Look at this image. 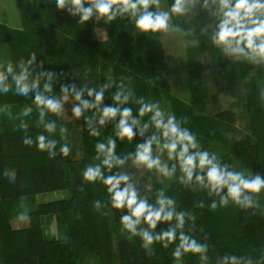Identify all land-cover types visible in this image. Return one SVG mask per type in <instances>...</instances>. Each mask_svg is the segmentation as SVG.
Listing matches in <instances>:
<instances>
[{
	"label": "trees",
	"instance_id": "16d2710c",
	"mask_svg": "<svg viewBox=\"0 0 264 264\" xmlns=\"http://www.w3.org/2000/svg\"><path fill=\"white\" fill-rule=\"evenodd\" d=\"M19 1L24 26L15 29L0 25V43L8 46L13 64L21 59L27 63L35 55L37 64L42 63L45 70L58 74L59 80H54L53 91L48 95L60 98L61 84L75 83L80 88L91 82L98 88L107 82L110 72L114 86L105 91L101 107L113 106L115 84L124 77L135 98L143 96L159 102L165 111L168 103L177 118H187L183 126L196 133L199 142L220 144L227 153L222 159L224 163L234 168L230 157L234 156L253 175L264 174V103L259 95L264 70L228 60L206 38H201L199 47H186L192 94V101L187 104L170 93L160 34L136 33L128 18H118L110 24L102 20L81 24L67 9L57 10L55 1L52 4L46 0ZM172 3L173 0H168L169 6ZM207 22L206 13L190 20L173 18V23L195 29L197 35ZM222 97L232 100L225 109ZM5 104L16 110L18 116L7 125L0 123V264H88L91 260L97 264H176L171 255L176 244L163 248L156 243L146 250L138 237L128 240L121 233L122 212L111 209L110 205L101 211L93 207L95 200L107 203L106 188L99 181L85 182L82 171L89 163H99L94 160L95 144L115 138L113 122L101 128L98 137L90 136L85 120L95 110L85 112L81 117L80 144L74 149L70 142L72 126L63 119L62 112L46 116L57 124L55 133H47L42 126L37 127L38 112L31 103V94L28 98L16 95L13 87L6 95L0 93V107ZM28 106L33 107L32 114L21 117V111ZM127 106L137 114L138 105ZM21 119L28 124L27 133L20 128ZM143 119L147 121L149 117ZM240 120L244 122L243 128L238 125ZM61 126L68 129L66 140H61ZM92 126L99 128L98 122ZM42 132L58 141L54 158L38 151L35 144L22 143L25 135L35 140ZM65 142L71 149L66 157L59 154L60 144ZM141 142L139 136L131 143L117 140L116 153L132 152ZM5 170L15 172L13 182L4 176ZM129 170L135 173L141 194L148 196L150 202L154 203L157 190L164 189L166 195L176 200L178 211L195 214V230L189 234L209 245L210 264H215L217 254L247 255L255 260L264 253V205L260 198L258 210H241L231 204L210 210L212 198L204 191L184 188L177 181L165 187L159 177L146 170L147 184H144L139 170ZM104 171L110 174L107 169ZM58 190H71V198L37 203L38 195ZM200 201L204 202V208L197 207ZM25 211L29 226L15 229L11 220ZM53 223L57 225L58 236L49 240L45 227ZM168 226L160 224L156 231ZM190 226L191 221L186 222V232ZM181 264H202V260L199 254L188 253Z\"/></svg>",
	"mask_w": 264,
	"mask_h": 264
},
{
	"label": "clouds",
	"instance_id": "9594fccd",
	"mask_svg": "<svg viewBox=\"0 0 264 264\" xmlns=\"http://www.w3.org/2000/svg\"><path fill=\"white\" fill-rule=\"evenodd\" d=\"M46 2L52 4V0ZM55 8L67 9L68 14L78 17L81 24L93 20L110 24L118 18H128L136 33L160 34L162 37L175 34L185 47L197 48L201 38H206L207 43L228 60L246 62L264 70V0H173L167 8L161 7V0H55ZM201 13L207 14L208 22L200 27L198 35L195 29L173 23L174 17L190 20ZM125 79L122 77L115 84L116 91L111 97L114 105L101 107L104 93L113 88L112 83H102L98 88L84 85L79 89L75 83L61 84V96L54 98L48 93L53 91L54 80L58 81L59 76L45 70L42 63L37 64L35 55L27 63L21 59L16 64L0 65V93L6 95L14 87L16 95L28 98L31 94V103L38 112L37 127L42 126L47 133H55L57 124L47 120L46 116L63 112L70 97L76 101L71 108L73 118L78 120L85 112L95 110L85 120L90 136L98 137L100 129L113 122L115 138L98 141L94 160L99 163H89L82 171L85 182L99 181L106 188L108 201L95 200L96 211L110 205L111 209L122 212L121 233L128 240L138 237L141 247L146 250L156 243L163 248L176 244L171 253L176 264H181L188 253L199 254L202 261H207L209 245L189 234L195 230V214L178 211L176 200L166 195L164 189L157 190L154 203L150 202L148 196L141 194L135 173L129 169H143L157 177L175 179L184 188L206 192L212 198L208 205L210 210L227 208L230 204L241 210L260 209L264 174L253 175L244 169L237 171L215 152L203 149L197 134L183 126L186 117L177 118L174 113L163 110L159 102H151L143 96L135 98ZM85 92L90 99H83ZM259 95L264 103V90ZM130 103L139 106L136 115L133 108L127 106ZM0 112L12 118L9 105L0 107ZM32 112L33 107L28 106L20 116L29 117ZM145 116L149 117L147 121L143 119ZM96 122L99 128L92 126ZM20 128L27 133L28 124L23 119ZM59 133L61 140L67 139V127L61 126ZM137 136L142 142L136 144L134 151L117 155V140L131 143ZM22 143L25 146L35 144L38 151L47 152L50 157L57 155L58 141L49 139L43 132L35 140L25 135ZM70 151L68 143L60 144V155L66 157ZM105 169L110 174L106 175ZM113 169L118 171L112 172ZM4 176L13 182L15 172L5 170ZM197 207L204 208V202L200 201ZM18 219L28 220L27 211L19 213ZM188 221L191 226L186 232ZM160 224L169 226L156 231ZM215 264H264V253L255 260L247 255L217 254Z\"/></svg>",
	"mask_w": 264,
	"mask_h": 264
},
{
	"label": "rangeland",
	"instance_id": "374dc122",
	"mask_svg": "<svg viewBox=\"0 0 264 264\" xmlns=\"http://www.w3.org/2000/svg\"><path fill=\"white\" fill-rule=\"evenodd\" d=\"M55 1V0H52ZM161 7L167 8L169 7L168 0H161ZM0 25H6L10 28L22 29L24 26L23 17L20 11V1L19 0H0ZM104 37V33H102ZM161 42L163 45L165 61L167 65L168 77L170 81V93L178 98L179 100L190 104L192 101V94L189 82V67H188V57H187V49L184 44L181 42V38L175 34L162 37ZM11 62V57L9 53L8 46L0 43V65H6ZM12 63V62H11ZM200 64L203 66V62ZM204 72L208 75L209 71L207 69H203ZM89 83V87H95ZM107 83H112V76L109 72L107 74ZM260 87L264 90V80L260 83ZM79 89V87H78ZM84 97L86 100L90 99L87 96V92L84 93ZM94 99V98H93ZM222 107L225 109L232 102L231 99L222 97ZM76 103V101L70 97L68 102L65 103V110L62 112L63 119L66 122H69L72 126V130L70 132L71 138V147L76 149L80 144V134L83 128L82 118L80 117L78 120L72 117L71 108L72 104ZM12 113V118L9 119L4 113L0 112V123L8 124V121L13 120L18 116V113L13 108H10ZM166 111L171 112V106L166 103ZM238 125L243 128L244 122L240 120ZM201 143V142H200ZM203 149L208 150L209 152H215L221 159H224L227 153L221 149L220 144L216 142H209L208 144L201 143ZM235 170L239 171L241 169L246 170L247 172H251V170L246 169L234 156H230ZM166 160V156L164 157ZM140 172V181L142 183H146L145 178V170L141 169ZM159 180L165 187H168L172 182L176 181L168 180L164 177H159ZM147 184V183H146ZM149 186V185H148ZM72 196L71 190H58L55 192L44 193L37 196V203H46L52 202L56 200L69 199ZM259 198L263 202L264 205V193L260 194ZM29 219L25 221H21L18 217H14L11 220V224L15 229H24L29 225ZM45 236L47 239H52L58 236L57 225L55 223L47 225L45 227ZM88 264H97L96 261L91 260ZM202 264H210L209 259L207 261H202Z\"/></svg>",
	"mask_w": 264,
	"mask_h": 264
},
{
	"label": "crops",
	"instance_id": "0c3cea01",
	"mask_svg": "<svg viewBox=\"0 0 264 264\" xmlns=\"http://www.w3.org/2000/svg\"><path fill=\"white\" fill-rule=\"evenodd\" d=\"M0 9H2V8H0ZM29 226V225H28Z\"/></svg>",
	"mask_w": 264,
	"mask_h": 264
}]
</instances>
